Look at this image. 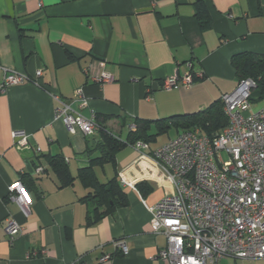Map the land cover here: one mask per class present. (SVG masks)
<instances>
[{
  "label": "crops",
  "instance_id": "0c3cea01",
  "mask_svg": "<svg viewBox=\"0 0 264 264\" xmlns=\"http://www.w3.org/2000/svg\"><path fill=\"white\" fill-rule=\"evenodd\" d=\"M200 1L210 19L205 27L196 17ZM242 51L264 54V0H0V80L4 69L32 78L0 92V264H72L79 257L91 264H170L158 257L166 237L153 233L148 207L173 188L133 144L116 153L128 205L88 224L82 182L59 187L49 157L61 154L76 175L88 165L86 148L99 130L68 131L55 118L53 94L70 100L83 88L88 107H73L84 115L93 109L106 130L126 139L135 120L196 112L232 91L238 79L231 57ZM101 61L113 82L92 79ZM187 61L204 77L163 89L166 77L187 72ZM14 131L29 134V147L14 145ZM175 131L169 139L183 130ZM95 171L103 181L115 172L111 164ZM18 179L32 201L27 213L8 198ZM7 217L22 226L13 242ZM120 239L127 253L116 245ZM103 254L110 258L99 261Z\"/></svg>",
  "mask_w": 264,
  "mask_h": 264
},
{
  "label": "built area",
  "instance_id": "2783aa9c",
  "mask_svg": "<svg viewBox=\"0 0 264 264\" xmlns=\"http://www.w3.org/2000/svg\"><path fill=\"white\" fill-rule=\"evenodd\" d=\"M41 4V3H40ZM94 73V82L102 85L115 80L114 74L104 69ZM184 74L177 71L166 77L162 88L192 86L203 72L193 71V62H186ZM0 80V92L14 84L32 80L16 70L4 69ZM42 70L37 71V75ZM255 82L250 79L238 81L220 99L228 117V124L214 136L199 128L186 129L175 137L151 149L149 143L138 140L133 146L139 151V159H145L157 168L163 179L171 185L155 204L149 206L153 233L166 237V246L158 257L170 264H220L224 258L264 260V107L252 108L249 98ZM57 101L55 118L61 119L68 131H80L84 136L99 129L96 112L91 109L84 115L73 107H88L83 88L74 91L70 100L53 94ZM136 125L131 123L130 130ZM14 145L29 147V134L24 131L12 133ZM150 150L144 153L143 150ZM38 172L43 167L37 168ZM8 198L18 203L27 213L32 201L20 179L8 186ZM4 230L13 242L22 226L7 217ZM123 253L128 252L125 239L116 241ZM110 258L103 254L99 261ZM72 264H91L79 257Z\"/></svg>",
  "mask_w": 264,
  "mask_h": 264
},
{
  "label": "trees",
  "instance_id": "16d2710c",
  "mask_svg": "<svg viewBox=\"0 0 264 264\" xmlns=\"http://www.w3.org/2000/svg\"><path fill=\"white\" fill-rule=\"evenodd\" d=\"M197 3L196 17L200 25L205 27L210 22L208 9L202 1ZM231 64L238 81L250 78L255 82L249 98L250 102L264 99V54L254 51L238 52L232 55ZM96 119L99 125L98 139L94 146H87L88 165L80 167L76 175L71 172L64 156L56 154L49 157L50 165L58 178L59 187L73 184L78 178L87 189L82 200L89 203L88 224L96 223L117 207L126 206L129 203L127 192L117 176L116 163V153L125 145V142L134 144L142 140L151 144L157 140V136L169 132L172 128L177 131L199 128L202 133L214 136L228 124V117L221 99L192 113L177 114L157 120H135L136 128L128 132L126 139L106 130L97 114ZM107 164H111L115 172L103 181L98 178L95 167H104ZM23 185L26 189L24 183ZM138 186L142 187V183Z\"/></svg>",
  "mask_w": 264,
  "mask_h": 264
},
{
  "label": "rangeland",
  "instance_id": "374dc122",
  "mask_svg": "<svg viewBox=\"0 0 264 264\" xmlns=\"http://www.w3.org/2000/svg\"><path fill=\"white\" fill-rule=\"evenodd\" d=\"M264 105V102H260L257 104H254L252 106L253 109L260 108ZM175 129H171L167 133H163L159 136H157V140L153 143V146H157L163 142H167V140L172 137L175 134ZM220 264H264L263 259H236L233 257L224 258L220 261Z\"/></svg>",
  "mask_w": 264,
  "mask_h": 264
}]
</instances>
